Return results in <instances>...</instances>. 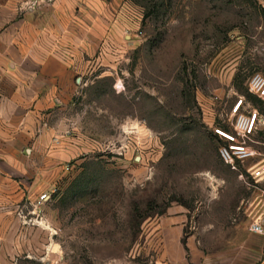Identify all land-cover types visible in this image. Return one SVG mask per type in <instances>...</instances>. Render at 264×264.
Wrapping results in <instances>:
<instances>
[{"label":"rangeland","instance_id":"obj_1","mask_svg":"<svg viewBox=\"0 0 264 264\" xmlns=\"http://www.w3.org/2000/svg\"><path fill=\"white\" fill-rule=\"evenodd\" d=\"M103 1L115 26L63 101L45 105L59 146L37 162L58 180L30 183L34 194L12 208L7 264H155L152 231L170 215L186 216L184 239L206 254L230 253L241 234L228 229L264 218V182L249 174L264 160V124L247 141L257 154L233 166L216 129L233 132L253 110L264 117L247 90L264 78V0ZM45 190L55 192L32 214Z\"/></svg>","mask_w":264,"mask_h":264},{"label":"crops","instance_id":"obj_2","mask_svg":"<svg viewBox=\"0 0 264 264\" xmlns=\"http://www.w3.org/2000/svg\"><path fill=\"white\" fill-rule=\"evenodd\" d=\"M115 22L103 0H0V264H7L12 249L6 236L14 232V205L34 194L30 183L51 188L58 180V171L46 178L37 162L40 157L43 167L46 155L59 146L52 143L45 105L63 101L58 92L71 88L78 65L92 56ZM185 219L166 216L154 227L155 264H264V239L248 227L228 229L241 234L230 253L218 248L206 254L194 235L184 239Z\"/></svg>","mask_w":264,"mask_h":264},{"label":"built area","instance_id":"obj_3","mask_svg":"<svg viewBox=\"0 0 264 264\" xmlns=\"http://www.w3.org/2000/svg\"><path fill=\"white\" fill-rule=\"evenodd\" d=\"M247 90L250 94L264 101V78L258 74L253 75L248 83ZM242 100H238L232 109V113L236 114L239 110ZM264 124V117L260 115L256 110L251 111L247 117L238 116L233 127V132H225L223 130L216 129V133L224 137L228 145L219 147L218 154L220 159L228 164H234V160L245 161L248 158L253 157L256 153L252 151L247 145V141H250V137L255 132V125ZM249 174L254 184L260 183L264 180V160L259 164L252 166L249 170ZM54 191L44 192L37 196L35 202H33L34 212L38 213V209L46 202L51 200ZM22 213V212H20ZM39 216L37 215V218ZM42 220V219H41ZM235 221V220H234ZM248 231L252 234L259 235L264 239V218L262 215L254 216L251 218L248 224Z\"/></svg>","mask_w":264,"mask_h":264},{"label":"trees","instance_id":"obj_4","mask_svg":"<svg viewBox=\"0 0 264 264\" xmlns=\"http://www.w3.org/2000/svg\"><path fill=\"white\" fill-rule=\"evenodd\" d=\"M183 95H186V92H183L182 93ZM247 96H250L249 94H247ZM257 102H262L261 100H259V99H255ZM224 131H226V132H229V131H227V130H224ZM263 135V132L262 131H259V133H258V138L259 137H261ZM133 217L134 218H139V219H143V217L141 218L139 215H138V212H137V210L136 211H134V214H133Z\"/></svg>","mask_w":264,"mask_h":264}]
</instances>
